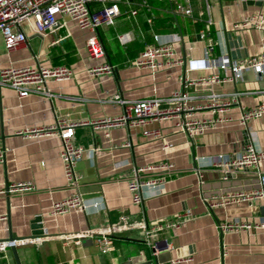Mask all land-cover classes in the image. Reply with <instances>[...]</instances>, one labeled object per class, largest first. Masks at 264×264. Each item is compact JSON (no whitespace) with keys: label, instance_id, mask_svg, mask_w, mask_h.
I'll use <instances>...</instances> for the list:
<instances>
[{"label":"crops","instance_id":"crops-1","mask_svg":"<svg viewBox=\"0 0 264 264\" xmlns=\"http://www.w3.org/2000/svg\"><path fill=\"white\" fill-rule=\"evenodd\" d=\"M152 5L156 14L153 25L147 22V11L140 9L132 16L127 7L115 25L104 26L96 32L107 50V55L99 60L92 59L86 48V41L94 32L79 28L69 18H65L67 28L47 35L27 27L28 42L12 52L7 51L0 35V69L12 63L17 66L65 64L74 72L68 80L47 81L51 97L38 93L20 97L12 88L0 87V243L8 241L10 231L17 240L43 238L41 244H18L22 264H126L139 255L152 261L144 264H155L153 250L138 227L116 235L114 249L109 252H102L93 237H83L77 244L74 239L65 240L64 236L111 225L122 215L130 222L152 224L183 211L192 212V218L182 227L161 235L174 249L168 251L172 259L160 264H173L182 257L193 259L177 264H264V229L250 233H223L218 229L219 222L263 217L264 197L213 209L208 205L214 195L264 189L261 183L264 163L249 171L233 172L227 180L221 169L211 165V159L238 152L248 144L264 149V116L250 120L246 126L240 122L243 107L264 102V77L252 70L236 81L189 87L199 96L192 101L194 105L207 103L202 96L211 91L243 93L228 111L229 122L195 138L183 134L174 118L135 127L77 126L74 142L84 148L77 163L79 189L87 206L65 214H51L54 201L74 193L64 175L61 140L55 136L35 138L20 131L49 126L62 119L81 122L123 115L125 106L110 101L116 94L125 100L168 97L182 87L185 79L197 81L212 75V70L201 63L196 67L191 63V59L202 61L211 41L216 43L218 54H231L234 50L242 58L261 52L263 34L251 27L235 28L234 24L264 11V0H238L236 5H212L215 24L211 40H197L191 51L185 49L183 42L176 44V57L184 59V64L162 68L155 74L150 69L133 66L131 61L139 56L153 32L179 33L188 41L196 40L205 27L206 14L198 22L178 15L184 19L180 23L171 3ZM127 31H133L136 39L123 45L118 35ZM232 41L237 44L231 45ZM106 62L116 67L113 74L89 73L91 67ZM210 112L200 109L195 113L204 117ZM155 130L159 135L146 133ZM167 143L169 146L165 147ZM164 161L175 164L165 184L144 188L142 203H134L128 181L135 168ZM154 174L144 172L143 178ZM23 181L32 182L35 189L6 194V183ZM37 231L43 233L35 234ZM0 264H17L11 248L0 249Z\"/></svg>","mask_w":264,"mask_h":264},{"label":"built area","instance_id":"built-area-1","mask_svg":"<svg viewBox=\"0 0 264 264\" xmlns=\"http://www.w3.org/2000/svg\"><path fill=\"white\" fill-rule=\"evenodd\" d=\"M164 1V0H159ZM171 3L172 12L177 17L182 15L193 18L196 22L205 14V27L199 32L196 40H185L179 33L153 32L154 42H146L144 49L139 56L131 61L133 66L142 69H150L154 74L162 68H172L185 63L182 58L176 57V44L183 42L187 51L194 48V43L199 39H210L212 27L215 24L212 15V4L206 0L205 10L198 9L193 0H168ZM126 4L130 15L136 16L140 9L132 5L131 0H0V35L3 37L4 45L8 52L21 48L28 42L27 27L34 31L47 35L56 33L60 28H67L69 18L77 23L79 28L94 32L87 41L86 48L92 59H102L107 55V50L96 32L104 26H113L122 15V4ZM139 5L147 11V22L153 25L156 20L155 8L150 0H140ZM196 11L199 13L196 14ZM235 28L251 27L260 31L261 52L259 55L233 59L230 53H216V43L211 41L201 62L191 59L192 67L199 63L204 68L212 70V75L201 80L192 81L185 79L182 87L174 91L168 97H147L138 100H125L121 95L111 96L110 101L118 102L125 106L123 115L106 117L95 121L70 122L62 119L55 124L20 131L19 133L40 138L55 136L60 138L62 143L60 157L63 163L64 175L67 184L74 189V193L65 199L54 201L51 206L53 216L65 214L75 208H86L84 198L80 192L79 174L77 163L82 158L84 148L74 142L75 130L79 125L89 124L94 127H113L128 125L131 127L145 126L153 121H160L169 118L176 120L180 131L190 138L204 134L209 129L217 128L231 120L228 111L231 106L238 102L242 92L217 93L211 91L202 97L207 99L205 104H192L196 96L189 90V87L198 83H224L236 81L243 78L246 71L252 70L259 77H264V11H259L246 16L242 21L234 24ZM71 32L68 31V35ZM136 39L133 31L123 32L118 35V40L123 45H128ZM211 40V39H210ZM116 67L112 63H102L89 69L93 76L102 74H113ZM73 69L65 64L55 66H43L40 63L17 66L10 64L0 69V87H8L15 90L20 97H26L32 93L44 94L51 97L47 89V81L68 80L73 76ZM200 109L210 110V115L204 117L196 116ZM264 116V102L255 106L243 107L241 124L246 126L254 118ZM147 134L159 135V131L146 132ZM167 143L165 147H168ZM1 152V150H0ZM264 163V149L257 148L253 144L246 145L242 150L233 154L220 155L211 159V165L224 172L223 178L228 179L229 175L238 171H249ZM175 164L171 161L155 163L149 166L136 167L132 177L128 181L129 190L132 193L133 202L142 203L143 189L156 188L165 184L167 175L172 172ZM152 171L155 174L149 178H143L144 172ZM261 183L264 186V175H261ZM35 186L30 181L18 182L10 185L12 192L32 191ZM264 197V189L252 191L236 190L219 195H214L209 208L218 206H230L241 204L256 198ZM192 218V212H179L171 218H164L152 224L143 222H130L126 215L111 225L90 229L89 232L77 235L64 236L65 240L74 239L75 243H81L83 237H93L102 252H109L114 249V237L125 230L138 227L143 230L145 242L152 248L153 256L163 252L172 251L174 247L167 238H161L163 233L182 227ZM218 229L223 232H239L264 229V216L258 220H228L218 223ZM43 238L35 237L20 242L42 243ZM10 241L0 243V249L10 248ZM225 254V253H224ZM192 257H182L173 261L177 264L182 261H192Z\"/></svg>","mask_w":264,"mask_h":264},{"label":"water","instance_id":"water-1","mask_svg":"<svg viewBox=\"0 0 264 264\" xmlns=\"http://www.w3.org/2000/svg\"><path fill=\"white\" fill-rule=\"evenodd\" d=\"M233 44L235 45L237 43L232 41L231 45H233ZM231 56L233 59H236L239 57V55L237 54V51H234V50L231 51ZM5 192L7 195L10 194V184L9 183H6ZM39 220H41V218H37V221H39ZM34 233L35 234H42L43 231H37ZM8 241L12 242L10 248L12 249V251L14 253L17 264H22L21 259H20V255L18 252V244L16 242L17 239L15 238V236L12 234L11 231H10ZM166 259L167 260L172 259L170 252H164L158 256H154L153 261L155 262V264H160V263L164 262ZM151 262H152L151 260H148V259L144 258V256L139 255V256L131 258L129 261L126 262V264H144V263H151Z\"/></svg>","mask_w":264,"mask_h":264},{"label":"rangeland","instance_id":"rangeland-1","mask_svg":"<svg viewBox=\"0 0 264 264\" xmlns=\"http://www.w3.org/2000/svg\"><path fill=\"white\" fill-rule=\"evenodd\" d=\"M194 1V5L196 8L198 9H202L201 11H204L206 8H205V5H206V0H193ZM238 0H210V3L214 6L215 4L218 3V5H222V6H227V5H236ZM129 9V7H128ZM123 12V10H122ZM199 12L196 11V14H198ZM173 20L175 21V23H177V20H176V17L173 16L172 17ZM177 19L180 21V23H184V19L183 17L181 16H177ZM193 19V18H192ZM191 19V20H192ZM195 21V19H193ZM162 22V21H161ZM160 22V23H161ZM93 240V238H92Z\"/></svg>","mask_w":264,"mask_h":264},{"label":"trees","instance_id":"trees-1","mask_svg":"<svg viewBox=\"0 0 264 264\" xmlns=\"http://www.w3.org/2000/svg\"><path fill=\"white\" fill-rule=\"evenodd\" d=\"M132 1V5L134 6V7H136V8H138V9H143V10H145L144 8H141V6L139 5V3H140V0H131ZM150 2H151V4H153V3H155V2H159L160 4L161 3H164V4H169L170 5V3H169V1L168 0H164V1H159V0H150ZM128 6L124 3V4H122V10L123 11H125L126 9L125 8H127ZM146 11V10H145ZM149 42L150 43H152V42H154V36L152 37V38H150L149 39Z\"/></svg>","mask_w":264,"mask_h":264}]
</instances>
